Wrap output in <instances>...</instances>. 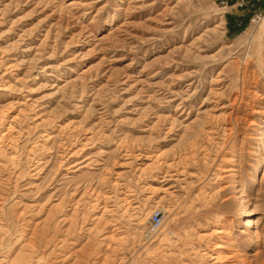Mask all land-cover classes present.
<instances>
[{
  "label": "rangeland",
  "instance_id": "obj_1",
  "mask_svg": "<svg viewBox=\"0 0 264 264\" xmlns=\"http://www.w3.org/2000/svg\"><path fill=\"white\" fill-rule=\"evenodd\" d=\"M0 118V264H186L196 195L264 264V0H0Z\"/></svg>",
  "mask_w": 264,
  "mask_h": 264
},
{
  "label": "bare ground",
  "instance_id": "obj_2",
  "mask_svg": "<svg viewBox=\"0 0 264 264\" xmlns=\"http://www.w3.org/2000/svg\"><path fill=\"white\" fill-rule=\"evenodd\" d=\"M231 128L232 127L225 126L224 129L231 130ZM11 131H12V127L10 124H9V126L5 127L3 131H0V149L1 148L5 149V147L9 148L10 143L12 142ZM207 133H208L207 134L208 137H210V138L213 137V129L210 128ZM195 144H196V141L192 142L190 146H195ZM10 154H13V152L12 151L9 152L8 155H10ZM190 155H191V153H190ZM193 156H194V154H193ZM157 157H158V155H156V158ZM189 158L186 154V156L181 157V159H179V160H181L180 163L182 162V163H184V166H187L188 165L187 163L189 162L188 161ZM190 159H192V158H190ZM185 168L183 170H181L180 172L179 171L178 172L176 171V172L180 174L183 171H186ZM202 194L203 193H201V195ZM198 198H199V195H196L195 198L192 200V203L189 205L188 210H187L188 218H189V221H191V225L193 226V228L195 230L194 234L196 237L195 238L193 237L194 239L192 238V239H190V241L188 243H186L189 246L188 248H186V251L187 250L190 251L189 254H186V257L188 259V262L186 264H263V262H261L259 257H257V256L250 255V257L249 256H247V257L242 256V258H241V257H239V254L236 252V250L226 252L225 250L222 249L223 247H225L223 243L227 242L223 238V235H222V234H226L225 229L223 227H216V228H212L210 231H206V227L202 223V220L204 217H206V201L207 200H206V196H205V199H198ZM210 200H212V199H210ZM198 203L202 204L201 208L198 207ZM105 206H106V201H105ZM250 225L251 224H249L248 226H250ZM212 237H219V239H221V241L219 240V241L214 242V248H213L214 250L209 249V246L211 243L210 239ZM185 252L183 251V253H185ZM181 254L182 253H180V255ZM206 258L207 259L209 258V261L207 260V262H206ZM171 262H172V260H171ZM176 262H177V260H176Z\"/></svg>",
  "mask_w": 264,
  "mask_h": 264
},
{
  "label": "built area",
  "instance_id": "obj_3",
  "mask_svg": "<svg viewBox=\"0 0 264 264\" xmlns=\"http://www.w3.org/2000/svg\"><path fill=\"white\" fill-rule=\"evenodd\" d=\"M224 5H236L244 6L247 3V0H221ZM162 224V215L159 211H156L150 221V227L152 230H157Z\"/></svg>",
  "mask_w": 264,
  "mask_h": 264
}]
</instances>
